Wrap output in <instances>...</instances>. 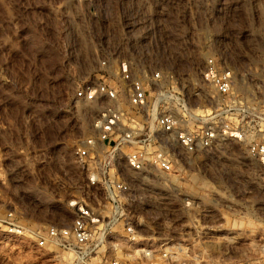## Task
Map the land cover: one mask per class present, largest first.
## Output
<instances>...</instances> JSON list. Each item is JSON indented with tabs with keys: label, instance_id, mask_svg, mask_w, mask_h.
I'll return each instance as SVG.
<instances>
[{
	"label": "built area",
	"instance_id": "1",
	"mask_svg": "<svg viewBox=\"0 0 264 264\" xmlns=\"http://www.w3.org/2000/svg\"><path fill=\"white\" fill-rule=\"evenodd\" d=\"M189 3L101 0L93 58L72 64L64 167L49 151L34 169L44 207L69 216L37 219L0 198L1 233L36 252L16 264H191L201 251L213 264L208 253L256 234L245 220L264 224V35L238 0H202V20ZM202 169L230 177L211 222L187 189ZM250 248L264 251V237Z\"/></svg>",
	"mask_w": 264,
	"mask_h": 264
},
{
	"label": "rangeland",
	"instance_id": "2",
	"mask_svg": "<svg viewBox=\"0 0 264 264\" xmlns=\"http://www.w3.org/2000/svg\"><path fill=\"white\" fill-rule=\"evenodd\" d=\"M245 1L238 0L240 11ZM21 2L0 0V179L5 175L13 179L10 186L0 181V198L11 194L21 212L37 219L60 218L69 214L59 207H44L42 201L49 196L41 198L34 169L49 151L50 166L64 167L69 146L61 144V135L72 120V64L76 57L93 58L101 0H38L27 9L21 8ZM189 5L193 17L202 20V0H190ZM48 173L38 175L47 179ZM201 175L191 177L187 189L211 209L204 219L211 222L223 212L226 197L221 185L230 177L209 169H202ZM252 219L242 227L256 234L238 236L237 249L208 253L219 257L213 264H264V251L250 248L264 237V224ZM29 246V239L16 243L0 231L2 264L36 262V252ZM191 264H202V251Z\"/></svg>",
	"mask_w": 264,
	"mask_h": 264
},
{
	"label": "clouds",
	"instance_id": "3",
	"mask_svg": "<svg viewBox=\"0 0 264 264\" xmlns=\"http://www.w3.org/2000/svg\"><path fill=\"white\" fill-rule=\"evenodd\" d=\"M38 0H22L21 8H29L32 7L33 4L37 3ZM264 2V0H262ZM248 4L244 5V8L239 12V16L242 19V22L246 24L250 29L256 30L260 35H264V13H260L255 11V6L252 5L253 11L249 13L247 8ZM257 25L259 28L257 29Z\"/></svg>",
	"mask_w": 264,
	"mask_h": 264
},
{
	"label": "bare ground",
	"instance_id": "4",
	"mask_svg": "<svg viewBox=\"0 0 264 264\" xmlns=\"http://www.w3.org/2000/svg\"><path fill=\"white\" fill-rule=\"evenodd\" d=\"M193 178V177H192ZM250 217H252V216H250ZM249 219H252V218H249Z\"/></svg>",
	"mask_w": 264,
	"mask_h": 264
}]
</instances>
